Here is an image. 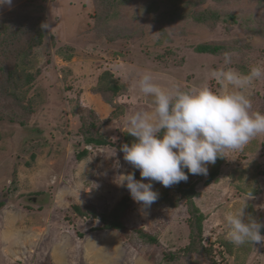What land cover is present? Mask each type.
Instances as JSON below:
<instances>
[{
    "label": "rangeland",
    "instance_id": "1",
    "mask_svg": "<svg viewBox=\"0 0 264 264\" xmlns=\"http://www.w3.org/2000/svg\"><path fill=\"white\" fill-rule=\"evenodd\" d=\"M202 11L225 14L209 31L192 21ZM176 14L183 18L173 21ZM41 28V45L29 51ZM10 30L17 36L7 43ZM212 42L249 47L229 52L225 66L224 55L193 50ZM253 66L264 68V0H12L0 7V70L14 69L19 86L0 84V264H264V244L234 246L223 220L252 193L245 212L264 223V134L226 150L206 176L189 174L205 216L197 253L188 252V206L174 185L153 182L159 198L145 209L116 183L128 172L140 179L116 146L128 135L126 117L153 107L139 92L142 74L166 89L223 92L212 70L247 74ZM103 82H116L118 95L97 93ZM246 94L252 110L264 113V76ZM86 133L113 146H87ZM114 212L124 230H103L101 218Z\"/></svg>",
    "mask_w": 264,
    "mask_h": 264
},
{
    "label": "clouds",
    "instance_id": "2",
    "mask_svg": "<svg viewBox=\"0 0 264 264\" xmlns=\"http://www.w3.org/2000/svg\"><path fill=\"white\" fill-rule=\"evenodd\" d=\"M11 4L12 0H0V7ZM230 63V55L224 53V65ZM210 76L223 92L208 85L194 90L166 89L154 82L150 72L137 81L139 92L152 98L153 107L126 117L124 132L134 140L122 144L120 151L123 159L139 170L140 179L128 172L119 175L116 183L126 187L131 199L145 209L159 198L153 182L168 188L187 182L189 174L206 176L207 166L214 165L226 150H243L258 134H264V113L252 110L250 94H246L254 81L264 76V68L253 66L244 74L220 67ZM251 198L249 193L239 208L223 217L226 238L237 247L264 244V223L245 212Z\"/></svg>",
    "mask_w": 264,
    "mask_h": 264
},
{
    "label": "trees",
    "instance_id": "3",
    "mask_svg": "<svg viewBox=\"0 0 264 264\" xmlns=\"http://www.w3.org/2000/svg\"><path fill=\"white\" fill-rule=\"evenodd\" d=\"M197 1H202V0H197ZM223 14L225 13H222L220 11H213L209 13H205L204 11H202L201 13L199 14L196 13L194 16L192 15L191 17H193L192 21L194 23L203 25L209 31H212L218 25L220 21L219 19ZM229 16L231 17V19H233L231 15ZM176 18L181 19L183 18V16L182 15L180 16V14H176L175 17H173V21ZM251 33H255V31H252ZM44 35L45 34L42 28L40 31H37L35 35H33V37L31 38V41L29 40L31 43L27 45L29 46L28 50L30 51L34 49V47L41 45ZM16 36L17 34L13 32L12 30H10V36L8 38L7 43H12L13 39ZM244 47H249V45L240 47L236 43H232V42H212L209 44L197 45L193 48V50L195 53L200 54V55L219 56V55H224V53H229V52L241 53L240 49ZM0 71H1L0 72V84L2 86H6L10 89H13L14 91L18 90L19 86L14 82L15 81L14 75L16 71L14 69L12 71L6 68H1ZM109 75L110 74H106V78H108ZM104 77L100 79L101 82L104 80ZM32 81H33V76L26 75L25 84L30 85ZM103 83L105 84V82ZM100 86L102 87L98 88L96 92L102 95L103 97H106L110 93L112 94V96L118 95L119 90H120L116 82H109L108 84H105V86L100 84ZM18 112L23 113L21 109L19 110L14 109V113H18ZM83 141L87 146H93V147L100 146L101 147V146H106L109 144L113 146V144H111L108 140H106V138H104L102 135L94 136L91 134L87 135L86 133L85 137L83 138ZM132 142H133V137H131L130 135H124L122 141L116 147L118 150H120L122 144H131ZM86 155H87V150H84L81 154H79L78 159H81ZM185 171L187 170L185 169ZM217 175H218V168L214 169L213 171L209 173L207 179L205 180V185L208 186L211 183H213ZM174 186L177 192L179 193L180 198L183 201H185L188 206V213H189L188 227L190 230V235H189L190 243L188 246V252H190L191 254H193L194 252L197 253L196 244L199 243L200 240L202 239V229H203L202 224L205 221V216L195 206L194 199L197 195V192L195 191V186L189 179L187 180V182H180L179 184H176ZM125 201L127 200H124V202ZM125 208H126V205H125ZM76 211H77V214H79L80 216H83L79 208H76ZM118 217H119L118 213H115V212L113 214H109L107 217L106 216L102 217L101 221L103 223V226H102L103 230H109V231L124 230V225L121 223ZM137 232L140 238L146 240L150 244H155L157 242L155 238H153L152 236H149L144 231L138 230Z\"/></svg>",
    "mask_w": 264,
    "mask_h": 264
}]
</instances>
